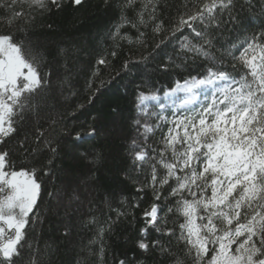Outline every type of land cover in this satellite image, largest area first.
I'll return each mask as SVG.
<instances>
[{
    "label": "snow or ice",
    "instance_id": "6c2138e0",
    "mask_svg": "<svg viewBox=\"0 0 264 264\" xmlns=\"http://www.w3.org/2000/svg\"><path fill=\"white\" fill-rule=\"evenodd\" d=\"M69 2L82 7L85 0H0V24L5 29L0 31V264H51L52 251L40 247L36 229L43 223L44 177L51 179L59 154L61 141L53 133L59 134L61 121L51 120L47 131L36 126L31 133L35 147H28L27 134L21 138L27 118L39 116L34 100L50 89L52 72L43 70L45 54L13 32L35 20L36 14L63 11ZM238 2L242 8L252 7L254 0H194L166 23L163 0H103L104 7L118 9L119 21L108 31L111 48L102 51L91 68L88 104L103 86V74L118 57L121 41L146 47L149 33L171 37L180 33L183 38L177 37L173 54L149 53L141 60L159 59L156 71L165 74L198 60L204 69L202 74L182 76L164 93V98L176 97L179 103L165 105L151 84L145 85L148 91L137 92L136 107L144 119L134 123L143 143L133 138L129 152L134 167L150 169V179L137 187V193L149 188L152 192V203L143 213L145 227L135 241L140 256L159 252L169 264H264V27L217 47V34L239 19ZM124 28L135 29V41L121 31ZM163 43L162 39L155 49ZM56 54L67 58L70 53L60 48ZM129 63L125 61L120 70L130 71ZM150 105L159 111L151 112ZM84 108L78 104L76 111ZM162 125L167 127L160 147L149 145L151 134ZM62 131L73 144L84 140L78 131L74 136L66 127ZM95 134V128L87 133ZM25 160L31 166L17 168V162ZM113 210L117 219L128 215ZM89 223L95 225L96 218ZM112 223L109 217L89 241L98 244L91 254L101 260L104 235ZM150 230L155 238H150ZM68 234L66 230L64 235ZM118 264L143 261L134 254Z\"/></svg>",
    "mask_w": 264,
    "mask_h": 264
},
{
    "label": "trees",
    "instance_id": "16d2710c",
    "mask_svg": "<svg viewBox=\"0 0 264 264\" xmlns=\"http://www.w3.org/2000/svg\"><path fill=\"white\" fill-rule=\"evenodd\" d=\"M192 2L194 0H163L167 5L164 10L165 22L168 23L178 12L183 11L184 5ZM235 14L239 17L238 21L228 25L227 31L217 34V47H227L229 41L242 39L243 34H251L264 27V0H254L252 7L243 8L238 2ZM118 21V9L104 7L103 0H85L82 7L66 3L63 11L51 16L36 14L35 20L20 24L21 30L13 32L26 45L30 44L34 50L45 54L43 70L52 72L50 89L41 92L34 100L38 105L39 116L32 114L27 118L21 138L27 134L28 147H35L31 135L35 127L43 126L47 131L51 120L61 121L57 125L59 134L53 133L61 141L59 154L54 160L51 179L44 177L40 204L43 223L36 229L40 247L52 251L51 264H77L78 261L79 264H118L119 259L125 256L131 259L134 254L143 264H169L168 258L159 252L140 256L135 249V241L140 239L139 230L145 227L143 213L152 203L150 188L146 193L136 191L138 186L150 179V169L147 165L143 169L134 167L129 152L133 138L143 143L134 123L138 118L144 119L136 107L137 92L148 91L145 85L151 84L165 104L164 93L174 81L187 76L189 72L193 75L197 72L202 74L204 69L199 67L202 61L198 60L186 69L174 68L165 74L156 71L157 65L161 63L159 59L152 60L149 57L147 62L141 60L142 56H148L149 53L173 54L174 48H178L179 39L183 38L180 33L176 37L168 34L152 36L149 33L146 47L121 41L123 46L118 49V57L112 60V66L103 74V86L93 102L88 104L89 92L86 88L91 68L98 55L111 48L108 31ZM4 30L0 24V31ZM121 31L127 32L135 41V29L124 28ZM162 39L164 43L160 49H155ZM60 48L69 51L67 58L56 54ZM125 61H130V71L120 70ZM224 66L232 70L227 61ZM201 98L203 100L204 95ZM174 101L180 102L176 97ZM78 104H84L85 108L76 111ZM149 110L153 113L159 111L151 105ZM74 111L76 115L73 116ZM154 119L153 115L149 122ZM65 127L73 136L77 131L80 132L84 140L78 144L71 143V137L62 131ZM166 127L162 125L151 134L147 143L160 147V138ZM92 128L96 129V134L88 136ZM81 153L87 155L81 156ZM97 154L99 159L96 158ZM30 166L27 160L17 162V168ZM163 171L160 169L161 173ZM141 196L143 199H138ZM136 202L140 206L132 208L131 205ZM113 209L127 211L128 215L117 219ZM92 217L97 220L95 225L89 223ZM109 217L114 223L111 230L105 232V255L101 260L98 254H91L98 244L90 245L89 241L95 239L98 228ZM168 226H173L171 220ZM66 230L68 236L64 235ZM156 236L150 230V238ZM167 242L165 238L163 243Z\"/></svg>",
    "mask_w": 264,
    "mask_h": 264
},
{
    "label": "rangeland",
    "instance_id": "374dc122",
    "mask_svg": "<svg viewBox=\"0 0 264 264\" xmlns=\"http://www.w3.org/2000/svg\"><path fill=\"white\" fill-rule=\"evenodd\" d=\"M204 91H207V90H204ZM203 96V93L201 94L200 96V100L202 101L201 97ZM166 102H165V105H172L175 101H174V97L172 98H165Z\"/></svg>",
    "mask_w": 264,
    "mask_h": 264
}]
</instances>
